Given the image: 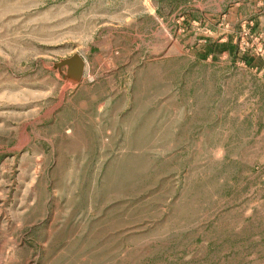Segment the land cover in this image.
<instances>
[{"label":"rangeland","instance_id":"1","mask_svg":"<svg viewBox=\"0 0 264 264\" xmlns=\"http://www.w3.org/2000/svg\"><path fill=\"white\" fill-rule=\"evenodd\" d=\"M159 4L0 0V264H264L253 38Z\"/></svg>","mask_w":264,"mask_h":264},{"label":"crops","instance_id":"2","mask_svg":"<svg viewBox=\"0 0 264 264\" xmlns=\"http://www.w3.org/2000/svg\"><path fill=\"white\" fill-rule=\"evenodd\" d=\"M160 0L157 10L160 15L165 18L164 6ZM198 9L200 10H197ZM175 9L179 11L180 20H185L188 23H197L198 20L206 18L213 22V18H222V28L210 23L209 32L221 30L223 37L218 40L223 44L224 49H232L231 43L233 41V48L237 49L242 42L253 38V44L241 53L238 60L244 66H253L258 71L262 84H264V0H175ZM243 22V23H241ZM251 32L250 36L244 37L243 31ZM241 48V46H240ZM229 63H232L231 60ZM254 93V97L262 93ZM264 105H257L259 110ZM256 110V111H258Z\"/></svg>","mask_w":264,"mask_h":264},{"label":"water","instance_id":"3","mask_svg":"<svg viewBox=\"0 0 264 264\" xmlns=\"http://www.w3.org/2000/svg\"><path fill=\"white\" fill-rule=\"evenodd\" d=\"M85 60L79 55L75 54L68 59L60 61L57 66L59 68L67 67V76L76 82H80L84 75Z\"/></svg>","mask_w":264,"mask_h":264}]
</instances>
